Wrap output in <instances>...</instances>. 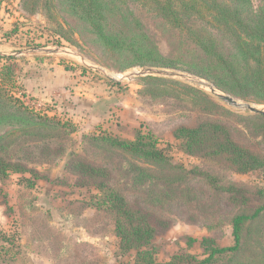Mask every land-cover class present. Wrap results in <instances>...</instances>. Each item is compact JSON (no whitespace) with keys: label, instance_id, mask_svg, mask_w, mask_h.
Returning a JSON list of instances; mask_svg holds the SVG:
<instances>
[{"label":"rangeland","instance_id":"obj_1","mask_svg":"<svg viewBox=\"0 0 264 264\" xmlns=\"http://www.w3.org/2000/svg\"><path fill=\"white\" fill-rule=\"evenodd\" d=\"M253 3L256 8L260 0ZM170 19L162 0H0L2 93L65 123L53 128L20 115L0 119V137L20 130L23 141L38 144L37 136L45 135L55 142L23 162L31 171L0 180V264L134 261L136 251H125L116 232V212L95 206L101 192L72 167L70 153L106 164L131 206L167 215L151 247L161 263L188 253L193 258L176 264H197L208 256L204 237L217 247L233 246V219L252 216L264 205V168H219L186 154L174 136L180 126L219 121L264 152V131L247 132L242 120L223 112L249 116L255 114L249 106L264 111V104L203 77L196 68H204L206 58L195 35ZM222 44L231 51L229 43ZM162 60L189 67H168ZM140 132L156 141L167 164L112 150L102 140L135 139ZM196 168L249 193L229 204L188 173ZM240 239L238 251L217 254L208 264H264V211L245 223Z\"/></svg>","mask_w":264,"mask_h":264},{"label":"trees","instance_id":"obj_2","mask_svg":"<svg viewBox=\"0 0 264 264\" xmlns=\"http://www.w3.org/2000/svg\"><path fill=\"white\" fill-rule=\"evenodd\" d=\"M253 1L162 0V9L167 18L171 17L173 24L182 30L188 29L195 35L194 41L206 58V64H203L205 67L196 68L203 77L211 79L225 91L244 99L255 97L257 102L264 104V0H260L256 8ZM247 6L251 7L249 13H245ZM223 42L232 46L230 52L226 50ZM162 61L168 67H189L182 63ZM202 96L205 101L212 103L210 97L204 93ZM24 105L15 97H6L0 89V119L10 115H20L37 124H51L53 128H61L65 125L60 119L48 114L42 116L36 110L30 107L29 110ZM223 112L242 120L247 132L248 128L264 131V115L241 116L227 110ZM20 134V130H14L0 137V180L7 178L10 173H24L30 170L24 167L23 162L31 161L34 158V151L42 150L45 154L55 143L53 140H46L45 135L37 136L42 139L38 144L32 141L26 142L22 140ZM174 136L181 140L186 154L210 160L217 163L219 168L232 167L239 173L264 168V152L245 145L246 139L237 138L231 126L225 123L202 122L192 127L183 125L175 130ZM102 140L112 150L137 155L151 161L168 163V157L157 148L156 141L142 132L135 139L108 135L103 136ZM68 157L72 167L88 178L101 192L94 200L95 206L107 212H116L114 214L116 232L121 237L122 246L125 251H136L134 261L127 264H176L186 258H193V255L188 253H176L171 261L158 262L151 247L160 227L167 223V215L161 213L159 215L154 210L131 206L126 195L112 183V172L106 164L94 165L74 158L73 153H70ZM188 173L193 174L198 180H204L229 204L242 200L243 194L249 193L248 188L235 187L226 177L218 178L209 170L206 172L196 168L189 170ZM104 189L108 192H104ZM263 211L264 205L259 207L252 216L241 214L233 219L235 237L233 246L217 247L212 238L204 237L201 245L208 256L197 264H208L217 254L238 251L241 229L249 219Z\"/></svg>","mask_w":264,"mask_h":264},{"label":"water","instance_id":"obj_3","mask_svg":"<svg viewBox=\"0 0 264 264\" xmlns=\"http://www.w3.org/2000/svg\"><path fill=\"white\" fill-rule=\"evenodd\" d=\"M219 97L222 99V100H225V101H229L231 103H235V100H233L230 96H223V95H219ZM249 110L255 114H261V115H264V111H261V110H258L256 108H254L253 106H249L248 107Z\"/></svg>","mask_w":264,"mask_h":264}]
</instances>
